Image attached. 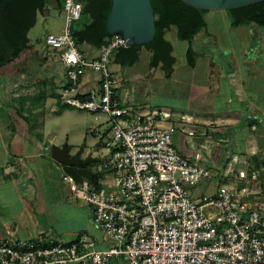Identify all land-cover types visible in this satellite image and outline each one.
Masks as SVG:
<instances>
[{"label": "built area", "instance_id": "1", "mask_svg": "<svg viewBox=\"0 0 264 264\" xmlns=\"http://www.w3.org/2000/svg\"><path fill=\"white\" fill-rule=\"evenodd\" d=\"M83 9L79 0H64L65 26L45 40L60 51L66 68L61 103L109 117V158L100 169L112 181L96 189L62 176L74 198L92 208L93 224L106 240L86 232L60 243L44 236L0 238V264H264V210L247 201L245 187L221 184L215 195L198 201L192 193L206 181H245L249 168L233 159L213 170L198 162V153L187 158L175 145L176 128L158 126L169 115L132 114L122 107L111 66L126 41L110 37L96 58H87L73 33ZM85 72L99 75V87L84 98L79 88Z\"/></svg>", "mask_w": 264, "mask_h": 264}, {"label": "rangeland", "instance_id": "2", "mask_svg": "<svg viewBox=\"0 0 264 264\" xmlns=\"http://www.w3.org/2000/svg\"><path fill=\"white\" fill-rule=\"evenodd\" d=\"M205 18L207 29L193 41V47L198 54L195 69L188 66L187 50L189 43L180 40L177 36V29L172 27L166 31L165 38L172 44L173 55L176 58L173 76L169 78L161 69L151 68V55L145 48L142 49L140 61L135 66L128 67L113 62L111 70L114 73L116 82L117 98L123 107L129 109L132 114L149 115L157 112L158 114L169 115V118L165 122L160 121L158 126L160 128L175 127L176 133L173 139L177 149L192 160H195V158L188 155L186 151L199 150L201 159L198 162L211 167L210 163L212 161L210 160L219 159L222 156L217 153L218 151H214L216 147L212 149L211 139L205 137V143H199V146L195 148L192 139L189 138L194 136L193 131L197 127L196 123H201L204 127L207 126V128H204L205 131L202 132L203 135L206 134V131L211 135L212 132L208 131L215 130H213V127L209 128V126L213 125L214 121L216 127H223L222 132L216 129L215 134H226L229 125L234 126L235 124V121L228 115L234 109L241 111L244 108L243 103L246 109H251L254 103L260 105L261 108L264 107V44L261 45V37L264 38V29H260L261 36L253 34L256 31L252 33L250 26H244L241 29L233 28L229 13L226 11L210 12ZM64 26L65 15L53 8V4L50 3L47 5L44 14L40 13L38 15L37 24L29 33L30 42L39 57L43 58L49 54V61L55 67V75L52 76L53 78L58 77L54 80L59 86L60 81L58 80L64 78L66 68L61 62L60 51L48 47L45 39L48 35L59 34ZM199 39H203L202 46ZM83 49H85L84 46ZM33 54V51H25L20 59L24 60L33 56ZM254 55L258 60H255V62L248 61L247 58L252 60ZM21 63L22 61H18V64ZM211 64H214L219 73V90L215 88L218 83ZM48 67L45 63H37L33 66V69L37 73L42 70L40 74L42 73L43 78L46 77V74L52 77L50 76L51 70L48 71ZM94 75L99 79V75ZM233 76L234 78H232ZM244 82L245 87L242 88L245 95L240 97L236 95L238 84H244ZM50 91L55 94V97H51L46 106H41L38 109L39 100L30 101L27 104L28 110L23 115L30 117L34 114L28 118L30 128L33 131L42 133L46 143L51 142L60 146L69 145L72 148L73 155L83 151V158L86 159L92 156L95 157L96 152L99 158L103 157L107 152L104 145L108 138L106 137L103 140L101 146H98V143L108 129V115L64 106L59 97L63 89L51 87ZM240 106L241 108H239ZM8 107H4L5 111L1 110V114L5 112L7 114L9 112ZM204 111L209 115L208 120L201 121L196 118L199 112ZM221 117L220 122L217 119ZM243 125L247 126L244 128L247 135L253 133L248 123H243ZM261 129H263L264 134V124ZM258 158L262 161L261 169H258L262 177L256 184L248 183V179L245 181L235 179L233 183H220L218 180L206 181L192 189L193 198L198 201L204 196H213L221 184L228 187L242 184L247 192L251 193L247 201L264 210V193H262L264 187V154L258 155ZM252 159H247L250 160L247 164L254 165L251 163ZM47 164V177L45 181H41L40 188L46 196L49 208L42 214L36 213L34 221L26 214L24 218L16 223L21 229L29 227L30 230L35 227H52L57 230H84L94 235L99 242L106 240L105 235L91 221L92 208L85 201L74 198L73 193L70 191V185L63 181L64 170L55 164ZM216 164L218 167L223 166L221 160ZM247 164L245 160L241 162V166L244 165L249 168ZM95 165L91 166L93 171H96ZM112 179V175L107 174V176L101 178L100 183L105 185L106 182H110ZM86 180L89 181L90 178H86ZM66 197L71 198L73 202L63 203V199ZM86 223L90 224L88 228H84ZM58 240L65 241L66 238L60 237Z\"/></svg>", "mask_w": 264, "mask_h": 264}, {"label": "crops", "instance_id": "3", "mask_svg": "<svg viewBox=\"0 0 264 264\" xmlns=\"http://www.w3.org/2000/svg\"><path fill=\"white\" fill-rule=\"evenodd\" d=\"M53 8L57 9V5L53 4ZM208 13L210 12H207V14ZM242 27H239V29ZM250 27L252 33L256 31V33L253 34L262 36L261 31L258 30L257 27L253 25ZM202 40L199 39L201 46ZM261 40V45H263L264 38L261 37ZM84 47L85 49H83V51L87 58L92 59L98 56L99 49L92 48L89 45H84ZM30 51L34 52L33 56L27 57L24 60L20 59L22 57L20 56L19 60L17 59L10 65L0 68V92L2 93L0 96V116H2V118H0V238L20 241L35 240L40 236H44L49 241L55 243L70 242L73 241L78 234L86 231L69 229L57 230L52 227H35L32 230L28 229L29 227H25L21 229L18 223H16L21 218H24L26 214L34 221L36 213L42 214L49 208L46 196L40 188L41 181H45L47 177V163L57 165V167L64 170V174H68L75 179L76 177L69 172V168L72 167L75 170H80L75 166L69 165V163L66 166L65 163L60 160L62 157L61 148L64 145L60 146L51 142L46 143L42 133L33 131L28 125V116L23 115L25 111L28 110L27 104L30 101L39 100L38 109L41 106H46L48 100L51 97H55V94L50 91L51 87H59L64 91L67 84L66 71L64 73V78L58 80L60 81V86L56 84L54 79L58 77L53 78L52 76L55 75V67L53 63L49 61V54H47L46 57L40 58L35 48ZM149 53L151 55V52ZM247 59L251 62L258 60L255 55L252 60L250 58ZM18 61H22V63L18 64ZM37 63L47 64L49 66L48 71L51 70L50 76L52 77L46 74V77L43 78L41 75L42 73L40 74L42 70L37 73L33 69V66ZM211 66H213L212 69L218 83L215 88L219 90V73L214 64H211ZM234 76L232 78H234ZM86 77L87 79H85ZM238 86L236 95L243 97L245 92L242 87H245V82L244 84H238ZM98 87L99 79L91 72H85L81 78L79 93L81 96L86 97L91 91L98 89ZM7 106H9V112L7 114L6 112L1 114V110H4V107L7 108ZM243 106L244 108L241 111L234 109L228 115L235 121V124L234 126L231 124L229 127L225 126L226 128L228 127L229 130H226V134L218 133L220 136H214L215 131H223V127H216L214 125L216 122L214 121L213 125H210L209 128L213 127L215 131H208L212 132L211 135L206 131V134L203 135L202 132L205 131L204 128H207V126L204 127L203 124L196 123L197 127H195L193 131L194 136L193 138H189L190 140L192 139L191 141L194 143V147H198L199 143H205V137H208L214 142H211V144H213V146L211 145L212 149L216 147L214 151L216 150L219 155H222L219 159L210 160L212 161L210 163L211 168H217L218 165L216 162H219V160L224 164L232 157V160L238 159L240 162L245 160L247 163L248 161L250 162V160L247 159H252L255 156L264 154V134L263 129H261L264 124V107L261 108V106H258L256 103H254L251 109H246L244 103ZM239 108H241V106ZM33 115L34 114H32V116ZM224 116L226 115L224 114ZM208 117L209 115L204 111L199 112L196 118L201 121H206ZM217 120L221 122L222 117ZM243 123H248L253 133L250 132L251 134L247 135L246 132H244V128L247 126L243 125ZM109 132L110 127L108 126L98 146L102 145L103 140L108 137ZM209 150H211V148H209ZM186 153L194 157L197 153L199 154V150H187ZM70 154L71 156H75L72 154V150ZM81 158L86 159L83 158V151L81 153ZM91 158L97 160L96 165L94 164L96 166V171H93L89 167L87 168V172L92 171L93 173H100V166L109 158L108 151L103 157L99 158L96 152L95 157L92 156ZM67 202L71 203L73 200L66 197L63 199V203ZM91 221H93L92 217ZM12 224H14L13 227ZM89 226L90 224L86 223L84 228H88ZM60 237L66 238V240L59 241L58 238Z\"/></svg>", "mask_w": 264, "mask_h": 264}, {"label": "trees", "instance_id": "4", "mask_svg": "<svg viewBox=\"0 0 264 264\" xmlns=\"http://www.w3.org/2000/svg\"><path fill=\"white\" fill-rule=\"evenodd\" d=\"M79 1L83 4L84 9L81 19L73 26L77 44L81 48L84 45H89L92 48L99 49L110 39L106 32V26L112 9L111 0ZM151 2L156 17L157 33L154 41L145 47L120 50L115 55L113 62L133 67L139 63L141 51L145 48L151 52L150 67L161 68L166 76L170 78L174 72L176 58L173 55V46L166 40L165 36L167 30L175 27L178 38L189 43L187 50L188 66L192 69L196 68L198 54L193 47V41L207 29L205 20L207 12L191 8L182 3L181 0H151ZM50 3L56 4L57 10L60 12L63 11L64 0H0V68L10 65L19 59L25 51H30L34 48L30 42L29 33L36 26L38 15L40 13L44 14L47 5ZM228 13L233 28L253 25L258 30L264 29V2L247 8L229 11ZM214 136L220 135L216 133ZM71 150L72 148L65 144L61 148L62 157L60 160L66 166L69 163V165L75 166L80 170H75L71 167L69 172L76 177L78 182L87 181L86 178H90L89 182L94 188H101V179L98 184H94L92 176L100 173L105 175L107 172H87V168H91L97 163V160L91 157L82 159V151L75 156H71ZM231 160L232 157L222 167L226 168ZM251 163L254 165L246 163L249 166L248 179L252 184H256L262 177L258 170L261 169L260 165L262 162L258 156H255ZM213 170H216V168ZM254 175L257 176L256 180H252ZM238 186L240 188L244 187L242 184H238ZM262 193H264V187L262 188Z\"/></svg>", "mask_w": 264, "mask_h": 264}, {"label": "water", "instance_id": "5", "mask_svg": "<svg viewBox=\"0 0 264 264\" xmlns=\"http://www.w3.org/2000/svg\"><path fill=\"white\" fill-rule=\"evenodd\" d=\"M185 5L204 12L233 11L264 0H181ZM106 32L110 37L119 36L126 41L127 48L145 47L156 36V17L151 0H111ZM93 183L98 184L103 174H95Z\"/></svg>", "mask_w": 264, "mask_h": 264}]
</instances>
